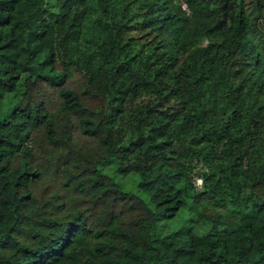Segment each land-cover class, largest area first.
<instances>
[{
  "label": "trees",
  "instance_id": "1",
  "mask_svg": "<svg viewBox=\"0 0 264 264\" xmlns=\"http://www.w3.org/2000/svg\"><path fill=\"white\" fill-rule=\"evenodd\" d=\"M0 264H264V0H0Z\"/></svg>",
  "mask_w": 264,
  "mask_h": 264
},
{
  "label": "rangeland",
  "instance_id": "2",
  "mask_svg": "<svg viewBox=\"0 0 264 264\" xmlns=\"http://www.w3.org/2000/svg\"><path fill=\"white\" fill-rule=\"evenodd\" d=\"M135 47H138V44H136ZM153 104V96L150 95H142L141 97H133L127 101L126 104V111L122 114V123L123 125V131L121 132V138L129 139L134 134V127L130 125L128 120L130 119L131 115L133 114V111L138 112L139 110H145L147 106ZM181 149V148H180ZM183 152L182 157H180V160L182 161H189L192 165L195 163V160L191 162L192 160L189 158L187 159L184 155L183 149H181ZM104 164V163H103ZM103 166V169L110 173L118 183H120L126 190L137 192L140 194H144L139 186L140 178L137 173L130 172V173H124L122 170L118 169L117 163L114 161L113 163L107 162ZM196 172L199 174L201 173V165L196 166L193 165ZM198 173L194 176V179H196L198 176ZM201 178V177H200ZM145 195V194H144ZM186 213H182L180 216H177L176 218H169L167 220H163V224L160 226L161 233L168 234L172 231H175L184 225H186L188 222L186 221Z\"/></svg>",
  "mask_w": 264,
  "mask_h": 264
},
{
  "label": "built area",
  "instance_id": "3",
  "mask_svg": "<svg viewBox=\"0 0 264 264\" xmlns=\"http://www.w3.org/2000/svg\"><path fill=\"white\" fill-rule=\"evenodd\" d=\"M202 183H203L202 178L197 177V178H196V184H197L198 186H202Z\"/></svg>",
  "mask_w": 264,
  "mask_h": 264
}]
</instances>
